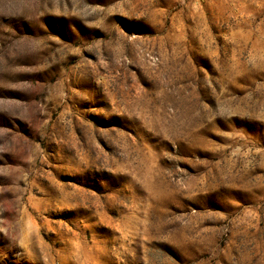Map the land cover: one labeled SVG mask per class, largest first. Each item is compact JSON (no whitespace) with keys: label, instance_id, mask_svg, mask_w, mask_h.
Returning a JSON list of instances; mask_svg holds the SVG:
<instances>
[{"label":"rangeland","instance_id":"rangeland-1","mask_svg":"<svg viewBox=\"0 0 264 264\" xmlns=\"http://www.w3.org/2000/svg\"><path fill=\"white\" fill-rule=\"evenodd\" d=\"M0 264H264V0H0Z\"/></svg>","mask_w":264,"mask_h":264}]
</instances>
